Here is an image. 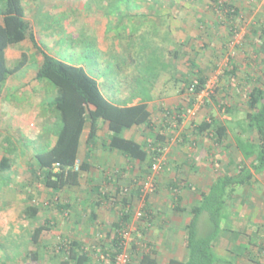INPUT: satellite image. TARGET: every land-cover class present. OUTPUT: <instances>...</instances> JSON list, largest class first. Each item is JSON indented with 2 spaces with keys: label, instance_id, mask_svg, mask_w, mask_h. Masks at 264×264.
I'll list each match as a JSON object with an SVG mask.
<instances>
[{
  "label": "crops",
  "instance_id": "crops-1",
  "mask_svg": "<svg viewBox=\"0 0 264 264\" xmlns=\"http://www.w3.org/2000/svg\"><path fill=\"white\" fill-rule=\"evenodd\" d=\"M233 1L228 0L227 3L236 8L234 6L236 3ZM24 5L25 18L33 24L38 47L25 40L7 48L8 65H14L22 58L25 47L32 52L41 49L36 26L44 27H41L44 39H55V42L50 45L55 53L74 55L75 62L67 63L83 67L98 81L102 93L109 101L120 106H132L143 98H147L151 112L150 125L126 129L123 134L126 138L146 146L150 157L154 149H158L165 153L163 155L167 159L164 162V170L157 179V191L148 197L149 212L147 211L142 219H137L134 211L139 209L141 204L139 194V188L142 186L141 179L147 181L148 167L151 168L153 161H130L122 153L110 149L106 124L97 131L95 142L91 144V149L100 152L99 155H94V158L88 156L87 143L92 130L88 126L83 132L79 160H87L91 168L82 174L79 184L59 192L47 189L42 183V171L35 160V155L49 150L55 144L57 132L61 127L60 117L53 108L49 113L45 108L42 110V105H48L44 102L39 108L40 115L38 113L30 115L33 113L29 110V103L35 97L32 89L23 91L19 78H15L18 73L11 76L0 98V180L6 178L11 182L23 184L22 194L25 195L23 197L25 202H20L19 206H12L11 210H16L23 217L26 215L27 221H30L25 232L26 251L28 250L25 257L28 258V263L57 264L55 257L64 255H55L54 248L61 241L65 243L70 240L79 242L88 252L91 257L89 264H112L104 257L101 241L108 244V237H114L113 231L117 229L115 223L119 221L118 208L124 210L125 207L121 202L112 203V200L115 192L127 185H132L127 211L131 210V223L136 225L132 234V242L137 245L136 249H132L134 264L139 263L138 259L141 255L149 252L143 247L145 242L151 247L152 257L158 261V264H168L173 258L185 261L189 255L186 237L187 227L192 221V210L201 204L203 196L209 194L212 186L227 177H239L245 170L250 171L253 178L245 184L227 188L224 194L223 217L220 221L219 233L213 242V251L218 257L215 264H237L241 261L244 264H264L262 261L264 257V169L258 170L259 161L256 155L246 159L237 146V138H240L241 132L248 128L245 126L248 109L239 110L238 104L246 102L248 86L254 87L260 83L262 80L260 76L261 78L264 76V68L261 75L237 73L232 79H229L230 75L223 80L234 83L233 79H236L234 99L237 103L230 107L232 109L228 108L230 112L218 108L219 112L225 115L216 112L206 119L208 121L214 117L227 127L226 137L218 139L213 130L200 132L197 123L189 127L188 121L181 120L178 125V122L173 120L176 118L174 114L184 108L181 104L187 93H182L180 86H184L183 79L189 72V67L184 69L176 62L167 61L171 65L167 70H163L160 65L161 67L154 66L151 69L155 71L154 73L145 72L151 64L150 61L147 63L149 54H173L179 51L181 57L183 54L193 52L190 46H185L186 40L193 34L194 27L192 29L188 27V24L193 25V21L191 23L187 21L186 26L179 25L173 28L170 24L176 22L174 16L168 19L162 13L160 20L156 14L149 15L154 22L164 23V18L167 20L164 24L156 26L158 29L157 35L152 40L153 45L142 50V59L135 63L128 61L125 56L131 53L130 46L116 39L115 33H109L110 26L117 25L119 19L111 14H103L101 19L103 30H101L99 21L94 19L97 17L87 16L92 45L96 50L94 54L103 57L94 58L98 60H94L96 66L93 69L79 62L78 55H82L83 51L72 50L76 46L71 40L78 39L81 30V17L77 20L75 12L82 11V7L85 6L83 3L71 0H24ZM236 9L237 15L244 16L239 7ZM248 11L252 12V8ZM46 16L50 18L47 19ZM51 20L53 22L49 23ZM216 21L217 18L210 22L216 23ZM54 22H62V24L51 34L50 28ZM143 26L146 25L141 24V31ZM250 26L252 29V23ZM214 27L215 25L213 30ZM262 30L264 29L254 30L255 33L252 34L263 40V34L259 35ZM194 37L193 34L192 38ZM106 39H110L108 40L110 43L105 47ZM157 39L160 40L156 41ZM263 43L264 40L261 46ZM178 47L180 50L177 49ZM57 48L60 51L55 50ZM52 56L63 60L57 54ZM105 56H108L107 60L104 59ZM94 70L97 72L94 73ZM107 70H112L115 73L114 77H111L110 73L105 77ZM199 71L208 77L205 70H197L198 73ZM28 84L29 82L25 85ZM171 85L172 89H169ZM9 88L18 90L15 92L13 90L11 94L8 92ZM52 90L53 100L56 90L54 88ZM218 101L222 102V99ZM49 105L51 106L50 103ZM247 132L245 138L258 144L257 134L252 129ZM160 135L165 137L163 141L159 140ZM4 157L10 159L9 169L6 170L1 169ZM4 188L1 186L0 191ZM114 205H116L115 208ZM29 207H36L38 210L34 212ZM39 226L45 228L38 242L33 244L32 235ZM212 227L208 212H203L198 221V234L205 237ZM5 229L10 230L9 224L0 222V231ZM17 236L20 234L17 233L12 241L18 240ZM11 250L13 255H19L17 251L12 248ZM35 254L39 257L38 260L30 258ZM11 257H13L12 254Z\"/></svg>",
  "mask_w": 264,
  "mask_h": 264
},
{
  "label": "trees",
  "instance_id": "trees-1",
  "mask_svg": "<svg viewBox=\"0 0 264 264\" xmlns=\"http://www.w3.org/2000/svg\"><path fill=\"white\" fill-rule=\"evenodd\" d=\"M229 5L228 3L218 4L223 11L230 12L232 9L235 11L234 7ZM236 11L238 10L236 9ZM262 34H264V30H262ZM25 40L32 42L34 46L38 47L33 24L25 18L24 0H0V98L6 88L8 79L22 69L27 59L24 54L14 64L15 67L11 68L8 65L6 50ZM259 52L263 54L264 62V43L259 48ZM41 55L43 59L39 65L35 80L37 82L49 80L54 85L56 96L50 104L57 111L61 122L55 144L49 150L35 155V160L42 171V183L47 189L59 192L66 188L77 186L82 174L90 170V162L79 160L82 135L88 126L92 130L87 142L89 157L92 152L91 144L95 142L97 131L104 124L108 126L107 141L109 142V148L122 153L130 161H154L155 157L159 156L155 150L152 157H150L146 146L126 138L123 134L126 129L150 125L151 112L147 98H143L139 103L132 106L114 104L104 96L98 81L83 67L71 65L45 52H41ZM158 55V53L149 54L147 63L150 61L151 64L145 72L154 73L155 71L151 69L154 66L161 67L160 65H162L161 68L163 70H167L170 65L167 61L173 63L170 60L171 58H169L170 55L180 58L179 51H175L173 54L164 53L162 58H159ZM188 64L189 72L184 76V86H182L181 92L197 97L207 89L208 77L201 71L198 73L195 70L199 69L193 59H189ZM215 90L217 91V89ZM210 96L215 99L214 95ZM193 102H195L194 99L191 105ZM245 103L248 109L245 117V126L248 127L247 130L252 129L257 134L258 144L245 138L248 134L245 129L241 132V137L237 138V146L246 159L256 155L259 161L257 168L261 170L264 169V82L258 83L248 91ZM220 109L230 112L232 108L228 109L224 104H221ZM198 127L200 132L215 131L218 139H223L227 135V127L214 117L208 121H201ZM164 139V136H159L160 141ZM9 163L10 159L4 157L1 169H9ZM77 167L79 168L78 170L76 169ZM242 172L244 173L239 177H227L220 180L219 183L212 186L207 196H203L201 204L192 210V221L187 227L186 247L189 252L187 259L181 261L173 258L168 264H215L217 262L218 257L213 251V242L220 230V221L224 211L225 191L231 186L245 184L253 178V174L250 171L243 170ZM142 188V186L139 188V194L141 203H143L141 207L143 218L147 211L149 212V196L143 194ZM130 190L131 187L127 185L115 192L112 203L121 202L125 209L118 208L119 221L115 223L117 229L113 231L114 237H108V244L105 241H101V250L104 252V257L109 259L112 264L116 263L117 257L123 252L129 254L130 264H133L135 259L132 249H136L137 245L132 242L131 236L128 241H125L122 234L124 230L128 229L129 231V228L131 230L132 225L131 210L127 211L130 205L128 203V196L131 194ZM115 206L113 207L115 208ZM29 209L34 212L38 210L36 207H29ZM205 211L208 212L213 227L208 235L202 237L198 234V221ZM44 228V226H39L35 229L32 235L33 244L38 242ZM143 247L147 248L149 252L139 257L140 264H158V261L152 257L153 252L150 251L151 247L149 244L145 242ZM53 253L55 255H64L63 257H55L57 264H89L91 260L88 252L79 242L70 240L65 243L62 241L58 243ZM30 258L39 259L36 254ZM51 262L53 263V261Z\"/></svg>",
  "mask_w": 264,
  "mask_h": 264
},
{
  "label": "rangeland",
  "instance_id": "rangeland-1",
  "mask_svg": "<svg viewBox=\"0 0 264 264\" xmlns=\"http://www.w3.org/2000/svg\"><path fill=\"white\" fill-rule=\"evenodd\" d=\"M71 1L83 3L85 5L82 7V11L75 12L77 20L81 17V30L80 37L76 39L77 41L74 38L71 40L76 46V48L73 47L72 50H77L78 52L83 51L84 53L82 55H78L80 58L79 62L86 66L88 65L93 69L96 66L94 65V60L103 57L101 55L96 56V53L94 54V51L96 50L94 49V45H92L91 30L88 24V19H86L87 16L97 17L94 19L95 21H99V28L101 30H103V22H101L103 14H111L116 19H119L120 21L117 25L110 26L109 33H115L116 39H119L124 45L130 46L131 53L125 56L128 61H133L135 63L142 59L143 55L141 51L145 50L146 47H151L153 45L152 40H154V37L157 35L158 29L156 26L164 24L167 18L170 19L173 16L176 18V20H174L176 22L170 24L173 28L178 27L179 25L186 26L187 21H190L189 23L193 21V25L190 24L192 25L190 26L188 24V27L191 29L194 27L193 34L195 37L192 38V34V36L185 42V46H190V50L193 52L183 54L180 58H175L174 55H170L169 58H171L170 60L172 62H176L177 65L180 67L182 66L184 69L186 67L188 68V60L193 59L197 63L198 69L205 70V73L210 77L207 83L209 92L208 94L205 93L197 97L192 94H185L183 104L179 102L184 108H181L178 113L174 114L176 118H173L176 123L178 122V125L181 123V120H183V122L188 121L189 127L194 123L200 124L201 121L206 120L212 115V113L219 112L220 110L218 108H220L221 103L224 104L226 108L233 107V105L237 103L234 99L236 79H233L235 80L234 83H227L223 80H226V77L229 78L230 75L231 78L229 79H232L237 73L239 75L244 73L252 76L254 74L261 75L262 69L264 68L263 54L259 52V48L264 39H259L255 34H252L255 33L254 30L258 31L261 28L264 29V0H234L233 2L236 3L234 6H236V8L239 7L242 10V13H244V16L241 14L237 15L238 12L236 11V8H234L236 12L233 9L231 10L232 12H228L219 8L218 4L227 3L228 0ZM249 8H252V12L248 11ZM162 13L167 17L164 18V23L154 22L149 18V15L156 14L161 20V16H163ZM185 14L189 15V17ZM46 18L48 19L50 17L46 16ZM189 18L191 19L188 20ZM216 18V23L210 22ZM51 22L53 21H49V23ZM251 23L252 29L250 26ZM43 24H45V22ZM60 24H62V22L52 23V27L50 28L51 34L54 33V30H57V28L60 27ZM141 24L147 26H143V31H141ZM214 25L215 27L213 30L212 28ZM41 27L42 26L40 25H38V27L36 26L41 49H38V51L34 49L35 52H32L28 48H24V53L27 59L25 60L22 69L18 72V75L15 76V78H19L20 84L23 85V87H21L22 90L27 91V89H32L35 96L34 100L29 103V110L33 113L30 115H37V113L40 115L39 108L43 102L45 105H48H42V110L45 108L47 113H49L53 108L49 103L53 98L54 92L52 88H54V85L49 80H43L41 83H37L35 80V76L41 63L40 59H43L41 52L46 51L52 55L57 54L62 57L65 62H75L74 55L55 53L53 48L50 47V45L55 42V39L49 38L48 40H45L41 33ZM59 34H61L60 31ZM179 35L183 34L179 33ZM259 35H262V31L259 32ZM108 40L110 41V39ZM108 40H105V47L106 44L110 43ZM159 40L157 39L156 41ZM185 46L182 47L185 48ZM177 49L180 50L179 47ZM55 50L60 51L59 48ZM158 56L159 58H162V54H159ZM97 57L98 59H94ZM107 58L108 56H105L104 59L107 60ZM10 67L13 68L15 65L10 64ZM101 67L105 68V66ZM195 70L197 71V69ZM96 72L97 71L94 70V73ZM106 72L105 77H107L109 73L111 77L115 75L112 70H107ZM260 79H262L260 83H263L264 76L262 78L260 76ZM27 82H29V84L25 85ZM48 85L52 86V88H49ZM248 87L249 90L253 88L252 86ZM181 88L182 86H180V89ZM169 89H172V85L169 86ZM215 89H217V91ZM13 90L15 92L18 89L9 88L8 92H11L12 94ZM210 95H214L215 99ZM193 99L195 102L191 105ZM219 99L220 101L222 99V102H219ZM198 106V112L195 117L191 116V114L190 116L187 114V111L194 110V108ZM238 108L243 111L247 109L246 104L243 102L238 104ZM219 113L225 115V113ZM181 116L182 119H180ZM241 117H243L242 114ZM22 142L23 141L21 140V143ZM99 153L100 152L92 149L91 156L94 158V155H99ZM163 158L165 160L164 162H166V157L163 156ZM164 165L165 163L163 164L162 171L156 175H154L152 168L148 167L149 174L146 176L148 179L146 182L144 179H141L140 183L143 187L142 190L146 195L150 196L157 191V179L163 172ZM1 186H4L5 188L0 191V207L2 208H0V222H7L10 230L5 229L0 231V264H30L28 263V258L25 257L28 253V250L26 251L27 242L25 232L30 221H27L28 218L26 215L23 217V215L16 212V210H11L12 206H19L20 202H25V198H23L25 195L22 194L24 189L23 184L22 182L14 183L3 178L0 180V187ZM129 187H132V185H129ZM142 204L143 203L140 204L139 209L137 208L138 210L135 209V214L141 209ZM9 211L10 213H7ZM32 223L33 222H31V224ZM135 229L136 225H131V238L133 237L132 234ZM17 233L20 234V236H17L18 240L15 239L12 241ZM11 248L17 251L19 255H13V253H11ZM11 254L13 257H11ZM262 261H264V257ZM139 263L135 262V264ZM237 264L244 263L241 261Z\"/></svg>",
  "mask_w": 264,
  "mask_h": 264
},
{
  "label": "built area",
  "instance_id": "built-area-1",
  "mask_svg": "<svg viewBox=\"0 0 264 264\" xmlns=\"http://www.w3.org/2000/svg\"><path fill=\"white\" fill-rule=\"evenodd\" d=\"M208 87H207V89L205 90V91H203L199 96H201V95H203V94H205V93H207L208 94ZM198 108H199V106L198 107H196V108H194V110H189V111H187V114L190 116V114H191V116H193V117H195L196 115H197V112H198ZM155 150L158 152V155L159 156H156L155 157V159H154V161H153V164H152V171H153V173H154V175H156V174H159L161 171H162V169H163V164H164V158H163V152H162V150H158V149H154V152H155ZM77 170L79 169L78 167L76 168ZM143 191V190H142ZM144 194H146V193H144ZM142 216H143V212H142V210L140 209L137 213H136V217L138 218V219H140V218H142ZM131 230H130V228H129V231H128V229L127 230H124L123 231V238H124V240L125 241H128L129 239H130V236H131ZM115 264H130V257H129V254L127 253V252H123L121 255H119L118 257H117V260H116V263Z\"/></svg>",
  "mask_w": 264,
  "mask_h": 264
}]
</instances>
